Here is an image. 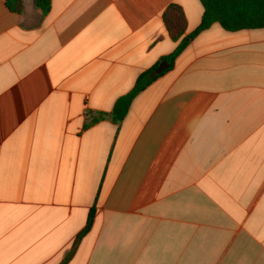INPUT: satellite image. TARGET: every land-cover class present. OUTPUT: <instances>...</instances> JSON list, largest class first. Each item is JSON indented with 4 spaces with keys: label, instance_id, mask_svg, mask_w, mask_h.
Returning a JSON list of instances; mask_svg holds the SVG:
<instances>
[{
    "label": "crops",
    "instance_id": "obj_1",
    "mask_svg": "<svg viewBox=\"0 0 264 264\" xmlns=\"http://www.w3.org/2000/svg\"><path fill=\"white\" fill-rule=\"evenodd\" d=\"M23 3L0 0V264H62L92 209L67 264H264V28L202 31L115 123L200 1Z\"/></svg>",
    "mask_w": 264,
    "mask_h": 264
},
{
    "label": "trees",
    "instance_id": "obj_2",
    "mask_svg": "<svg viewBox=\"0 0 264 264\" xmlns=\"http://www.w3.org/2000/svg\"><path fill=\"white\" fill-rule=\"evenodd\" d=\"M34 5L43 14H47L51 9V0H33ZM203 6V17L200 27L194 31L188 38L183 39L176 50L163 60L168 62L171 68L176 58L187 47L190 40L194 39L202 31L207 30L213 24H219L228 32H238L242 30L262 29L264 28V0H199ZM9 10L15 13H22L24 9L23 0H6ZM181 7L171 5L163 15V21L166 29L173 40L178 41L186 29V18ZM158 65L139 76L133 90L117 100L111 113L113 122L119 123L127 116L131 104L135 97L149 87L160 75L155 73ZM105 115L89 113L88 126L99 122ZM95 211L92 209L87 219V225L79 234L72 246L70 253L62 264H67L75 255L79 244L88 233L93 224Z\"/></svg>",
    "mask_w": 264,
    "mask_h": 264
},
{
    "label": "water",
    "instance_id": "obj_3",
    "mask_svg": "<svg viewBox=\"0 0 264 264\" xmlns=\"http://www.w3.org/2000/svg\"><path fill=\"white\" fill-rule=\"evenodd\" d=\"M167 67H169L168 62L164 61L155 69V73L158 75L162 73Z\"/></svg>",
    "mask_w": 264,
    "mask_h": 264
}]
</instances>
